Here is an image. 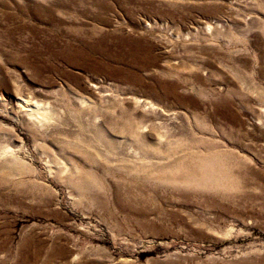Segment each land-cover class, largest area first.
<instances>
[{
	"label": "rangeland",
	"instance_id": "obj_1",
	"mask_svg": "<svg viewBox=\"0 0 264 264\" xmlns=\"http://www.w3.org/2000/svg\"><path fill=\"white\" fill-rule=\"evenodd\" d=\"M0 264H264V0H0Z\"/></svg>",
	"mask_w": 264,
	"mask_h": 264
},
{
	"label": "bare ground",
	"instance_id": "obj_2",
	"mask_svg": "<svg viewBox=\"0 0 264 264\" xmlns=\"http://www.w3.org/2000/svg\"><path fill=\"white\" fill-rule=\"evenodd\" d=\"M135 41H128V45L129 48L127 51H125V53L121 54V56L119 57V60H122L124 58H127L129 56H139L142 55V50L144 48L141 40L139 38H133ZM124 55V56H123ZM138 65L140 68L141 67H146L149 64H136Z\"/></svg>",
	"mask_w": 264,
	"mask_h": 264
}]
</instances>
